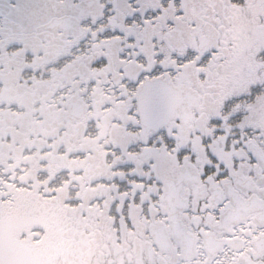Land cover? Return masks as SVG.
I'll return each instance as SVG.
<instances>
[{
  "label": "flooded vegetation",
  "instance_id": "af4514ba",
  "mask_svg": "<svg viewBox=\"0 0 264 264\" xmlns=\"http://www.w3.org/2000/svg\"><path fill=\"white\" fill-rule=\"evenodd\" d=\"M0 70L13 264H264V0H0Z\"/></svg>",
  "mask_w": 264,
  "mask_h": 264
},
{
  "label": "water",
  "instance_id": "95a60500",
  "mask_svg": "<svg viewBox=\"0 0 264 264\" xmlns=\"http://www.w3.org/2000/svg\"><path fill=\"white\" fill-rule=\"evenodd\" d=\"M176 96L175 92L160 93L157 89L156 83L152 82L147 84L141 93V100L148 97H161L160 100H144L146 107L152 108V113L159 112L163 113L165 116L161 119H154L155 123H163L166 121L169 114L173 112V105L177 100H171Z\"/></svg>",
  "mask_w": 264,
  "mask_h": 264
},
{
  "label": "rangeland",
  "instance_id": "374dc122",
  "mask_svg": "<svg viewBox=\"0 0 264 264\" xmlns=\"http://www.w3.org/2000/svg\"><path fill=\"white\" fill-rule=\"evenodd\" d=\"M0 71H1V70H0ZM0 89H1V87H0ZM0 94H1V92H0ZM0 100H2V99H0ZM3 100H8V99H3ZM9 100H13V99H9ZM10 127L13 128L12 125H10ZM1 153H2V152L0 151V154H1ZM15 187L17 188V185H16ZM8 188L11 189V186H8ZM18 188H19L20 190L25 189V188L22 187V186H18ZM6 195H8L7 192H4V191L2 192V191H0V196H6ZM8 203H11V201L8 202ZM5 246L7 247L8 250H10V251L12 250V247H11L10 245H6V244H5ZM0 259H1V261H2L3 264H13V260H9V259L7 258L6 253L4 252L3 249H0Z\"/></svg>",
  "mask_w": 264,
  "mask_h": 264
}]
</instances>
